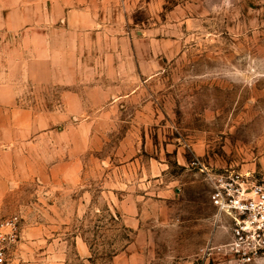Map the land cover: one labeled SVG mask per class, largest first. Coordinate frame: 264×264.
Masks as SVG:
<instances>
[{
    "label": "rangeland",
    "instance_id": "1",
    "mask_svg": "<svg viewBox=\"0 0 264 264\" xmlns=\"http://www.w3.org/2000/svg\"><path fill=\"white\" fill-rule=\"evenodd\" d=\"M98 8L103 35L0 42L8 264H224L207 174L264 176V0Z\"/></svg>",
    "mask_w": 264,
    "mask_h": 264
},
{
    "label": "built area",
    "instance_id": "2",
    "mask_svg": "<svg viewBox=\"0 0 264 264\" xmlns=\"http://www.w3.org/2000/svg\"><path fill=\"white\" fill-rule=\"evenodd\" d=\"M213 188V204L228 226V240L202 249L203 258L224 264H254L264 259V176L224 171L207 174ZM18 217L0 220V264H8L19 241Z\"/></svg>",
    "mask_w": 264,
    "mask_h": 264
},
{
    "label": "crops",
    "instance_id": "3",
    "mask_svg": "<svg viewBox=\"0 0 264 264\" xmlns=\"http://www.w3.org/2000/svg\"><path fill=\"white\" fill-rule=\"evenodd\" d=\"M111 0H0V42L37 33L40 40L48 34L66 33L75 37L85 33L103 35L102 15L98 3ZM50 9V15L45 10ZM95 30V31H93ZM7 176L0 179V202L8 196ZM60 264V263H58Z\"/></svg>",
    "mask_w": 264,
    "mask_h": 264
}]
</instances>
